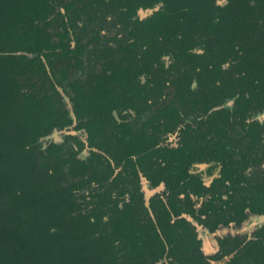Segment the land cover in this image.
<instances>
[{"label": "flooded vegetation", "instance_id": "af4514ba", "mask_svg": "<svg viewBox=\"0 0 264 264\" xmlns=\"http://www.w3.org/2000/svg\"><path fill=\"white\" fill-rule=\"evenodd\" d=\"M66 1L67 77L109 89L90 148L103 163L96 196L118 209L141 203L165 245L155 264H264L260 1ZM75 124L46 139L62 142ZM138 214L128 210V221L147 225Z\"/></svg>", "mask_w": 264, "mask_h": 264}, {"label": "trees", "instance_id": "16d2710c", "mask_svg": "<svg viewBox=\"0 0 264 264\" xmlns=\"http://www.w3.org/2000/svg\"><path fill=\"white\" fill-rule=\"evenodd\" d=\"M66 4L0 0V264H155L165 245L141 203L108 206L90 187L97 178L94 164L103 165L90 148L111 102L104 80L91 86L92 80L67 77L72 51L62 49L67 33L61 9L71 1ZM108 70L109 77L124 72ZM72 122L73 134L62 142L46 139ZM128 210L137 219L142 212L148 224L129 222ZM132 232L137 235L129 241ZM166 246L169 254L170 242Z\"/></svg>", "mask_w": 264, "mask_h": 264}, {"label": "rangeland", "instance_id": "374dc122", "mask_svg": "<svg viewBox=\"0 0 264 264\" xmlns=\"http://www.w3.org/2000/svg\"><path fill=\"white\" fill-rule=\"evenodd\" d=\"M207 240H209V238H207Z\"/></svg>", "mask_w": 264, "mask_h": 264}]
</instances>
